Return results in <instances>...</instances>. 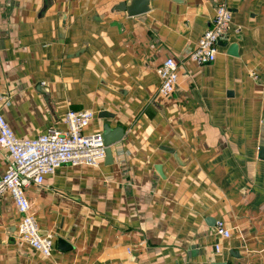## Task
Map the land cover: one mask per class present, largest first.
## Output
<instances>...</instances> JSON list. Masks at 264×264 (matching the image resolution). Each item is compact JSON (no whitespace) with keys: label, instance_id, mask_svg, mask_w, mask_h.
Here are the masks:
<instances>
[{"label":"crops","instance_id":"obj_1","mask_svg":"<svg viewBox=\"0 0 264 264\" xmlns=\"http://www.w3.org/2000/svg\"><path fill=\"white\" fill-rule=\"evenodd\" d=\"M129 1L0 0V107L14 134L63 130L68 109L95 113L88 132L123 131L110 159L63 164L26 188L50 256L18 240L0 196V264H264V0H227V38L205 65L188 55L212 0L116 9ZM170 56L179 78L162 95ZM6 167L0 147V178Z\"/></svg>","mask_w":264,"mask_h":264},{"label":"built area","instance_id":"obj_2","mask_svg":"<svg viewBox=\"0 0 264 264\" xmlns=\"http://www.w3.org/2000/svg\"><path fill=\"white\" fill-rule=\"evenodd\" d=\"M212 1L214 15L188 55V59L198 65L215 60L230 29L232 14L227 0ZM157 74L160 79L159 92L162 95L172 93L179 78L177 60L173 56L166 57L157 67ZM94 115L89 109H68L63 118L65 129L49 127L34 138H20L14 134L0 107V147L6 151L7 157V167L0 178V196L7 193L18 213V240L43 256L51 255L54 238L50 234L40 233L31 212L26 188L31 184H42L47 175L63 164L96 166L103 161L106 146L102 134L86 131ZM214 231L221 238L230 237V230L222 220L215 222ZM215 249L219 251L218 243ZM126 251L130 253L129 248Z\"/></svg>","mask_w":264,"mask_h":264},{"label":"water","instance_id":"obj_3","mask_svg":"<svg viewBox=\"0 0 264 264\" xmlns=\"http://www.w3.org/2000/svg\"><path fill=\"white\" fill-rule=\"evenodd\" d=\"M149 0H130L129 2H120L116 6V9L121 11H126L127 15L129 16H135L139 14H143L149 10ZM62 36V33H61ZM221 45H224L223 43ZM228 53L231 55H237V45L230 44L228 47ZM100 116H108L111 117L112 115H109L108 112H101ZM264 123V120H263ZM102 138L103 142L106 146L105 149V158L110 159L112 156L111 152V145L117 143L120 141L123 131L120 129L119 131L112 132V129H109V126L106 124L103 127ZM259 152L262 154V159H264V144H262L259 147ZM158 172L162 175L160 167H158ZM59 246L62 247H69L65 240L58 239Z\"/></svg>","mask_w":264,"mask_h":264}]
</instances>
